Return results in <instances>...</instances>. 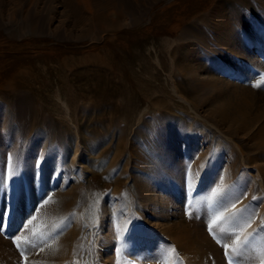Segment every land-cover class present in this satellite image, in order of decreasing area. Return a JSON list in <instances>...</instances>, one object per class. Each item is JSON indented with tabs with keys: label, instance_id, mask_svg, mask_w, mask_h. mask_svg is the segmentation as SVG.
<instances>
[{
	"label": "rangeland",
	"instance_id": "374dc122",
	"mask_svg": "<svg viewBox=\"0 0 264 264\" xmlns=\"http://www.w3.org/2000/svg\"><path fill=\"white\" fill-rule=\"evenodd\" d=\"M70 1L0 0V264H105L103 235L121 230L135 244L110 252L119 264H176L145 202L168 194L225 262L227 241L264 252V152L245 137L264 123V0H118L127 24L108 31ZM228 194L244 228L222 214ZM156 244L170 250L142 258Z\"/></svg>",
	"mask_w": 264,
	"mask_h": 264
},
{
	"label": "bare ground",
	"instance_id": "6f19581e",
	"mask_svg": "<svg viewBox=\"0 0 264 264\" xmlns=\"http://www.w3.org/2000/svg\"><path fill=\"white\" fill-rule=\"evenodd\" d=\"M72 1L73 0H71L70 2H72ZM79 1H83L84 7L86 9H88V11L90 12V18L89 19L94 21L95 23H99L102 26L103 30H105V31L119 30L127 24L125 21H126L127 15H129V12L127 10L128 6L125 5L123 1L120 4L118 2V0H95L94 1L95 4H93V7L91 6L92 2L90 0H79ZM124 19H125V21H124ZM202 84L203 83L199 84L200 88H202V86L204 88L205 85H207V84H205V85H202ZM207 87H208L209 91H213L214 93L216 91L217 92L219 91V87L216 83H213V85L211 83V85L210 86L207 85ZM202 91H203V89H202ZM181 99L184 100L187 104H190V102L187 99H185L183 97H181ZM246 100L248 101L247 98H246ZM246 100H245V103L247 104ZM229 108H230V106H229ZM229 108H226V110ZM213 109L215 110L214 117L221 114V116H223V117L220 116L222 118V120L227 119V118L225 119V117H227L226 115H229V114H227V113L225 114L223 112V109L220 108V105L215 106V108H213ZM230 109L228 110L229 113H231ZM224 111H225V109H224ZM232 111H234V109ZM257 115L254 119H251V121L249 122V123L253 124L252 121L254 120V124L252 126H250V128L248 129L249 131H247V136L245 134V137L250 136L254 140V147L256 149L264 152V123H261L258 126L260 119L257 117ZM230 116H231V114H230ZM251 116H253V115H251ZM251 116H249V117H251ZM208 117L211 118V116H208ZM221 118H219V119H221ZM212 119H214V118H212ZM216 119H217V117H216ZM263 119H264V116H263ZM222 120H220V121H222ZM231 120H232V118H231ZM239 123L244 125V123H241V122H239ZM256 123H258V124H256ZM237 124H235V125L237 126ZM255 124L257 127L255 126ZM242 126H241V128H242ZM253 126H255L256 128L255 127L253 128ZM230 128H232V127H230ZM238 128H240V127H238ZM232 129H234V128H232ZM235 129H237V128H235ZM244 129H245V127H244ZM241 133H239V135ZM237 135H238V133H237ZM258 166L261 168L262 175L264 176V161L259 162ZM167 186L168 185H166L164 188V191L166 193L169 190L167 188ZM171 197H173V196H169V194H168V196H162V198H160V200H159V198H157L156 200H159V201H156V202L154 199L148 197V198H146L145 202H146V204H149V203L152 204V213H154V214L159 213L160 214L159 215L160 220H162L163 222L167 221L169 223V224L162 223V229L169 236H171L174 239V241L182 249V250L178 251L179 258H177L176 264H185V263L186 264L187 263H189V264H231V263L232 264H258L260 262L262 256L264 255V252L262 250H257V246H255L251 242L248 244L250 248L256 249V254H255V257L246 258V257L242 256L241 253H235V254L232 253V251H231L232 241H227V245H226L227 250L226 251L229 255V258L227 260L228 262H225L223 260V258L221 257L220 248H218L216 246V244L213 243L211 241V239L204 233V229L199 223H196L197 225L195 228H189V226L185 223L186 221L183 220V221L177 222L178 211H176V210L180 206ZM226 197L229 199L226 200V204L222 209V211H223L222 214H223V216H226V219L231 221V219H233L235 216L237 218V215H239V217H241L240 216L241 213H242V215L245 214V211L243 208H239V209L233 208V207L237 206V203H234V200H237V199L236 198L234 199L233 194H228ZM157 208H158V210H156ZM246 214L241 218L238 217L240 219V220L238 219V221H239L238 225L241 228H244V226L247 222ZM258 223H259L258 215H255L254 224L251 226V228L253 227V229L256 230L258 232V234H260L264 238V227L263 226L258 227ZM112 224H113L112 219L107 220V223H106L107 227L112 226ZM238 225L236 226L237 229H239ZM229 227H230V224H227L226 227L223 228L224 236L228 232L233 231ZM121 232L122 233L119 236L121 240H119V238H118L119 241H117V239H111L110 240L109 236H111V232L110 233L106 232L105 235H103L104 239L101 240L100 245H102L101 250H102V254H103V259L105 260V264H119L120 261L118 259H115V256L113 254H110V252H112L113 249H115V247H117V245H119V243L121 241L126 242L128 240L126 247H134L135 241L133 242V239H131V237H130L131 232H129V234L126 233L124 230H121ZM152 233H153L152 230H147V231L143 232V234L139 237L140 240H138V246L137 245L135 246V248L136 247L139 248V250L137 251L138 253L147 252L149 250L148 248H150V247H148V245L149 244L152 245L154 243L153 241H155L156 239L152 238L153 241H151V239H150V237L153 235ZM232 238L233 239L237 238L236 242H239L243 238V236L239 232V233L235 234V236H232ZM229 239H231V237H229ZM241 242H243V240ZM162 250H170V246L168 245L166 248H164V247L161 248L160 246H157V244H156L154 246V248L152 249V251L149 254L144 255L142 258H148L150 256H157V254L159 255V253ZM64 251H65V249H64ZM207 251L209 253H207Z\"/></svg>",
	"mask_w": 264,
	"mask_h": 264
},
{
	"label": "snow or ice",
	"instance_id": "6c2138e0",
	"mask_svg": "<svg viewBox=\"0 0 264 264\" xmlns=\"http://www.w3.org/2000/svg\"><path fill=\"white\" fill-rule=\"evenodd\" d=\"M213 223H215V221H213ZM233 251H235V249H233Z\"/></svg>",
	"mask_w": 264,
	"mask_h": 264
}]
</instances>
